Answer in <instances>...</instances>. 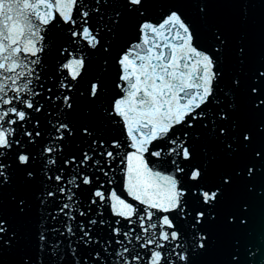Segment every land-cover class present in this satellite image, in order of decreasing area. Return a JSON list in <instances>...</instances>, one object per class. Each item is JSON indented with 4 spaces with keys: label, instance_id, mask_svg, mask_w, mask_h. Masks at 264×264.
Segmentation results:
<instances>
[{
    "label": "snow or ice",
    "instance_id": "6c2138e0",
    "mask_svg": "<svg viewBox=\"0 0 264 264\" xmlns=\"http://www.w3.org/2000/svg\"><path fill=\"white\" fill-rule=\"evenodd\" d=\"M212 5L0 0V264H200L219 254L206 226L234 185L264 174V148L253 152L259 164L208 184L214 157L201 135L229 158L252 150L238 114L241 98L264 112V64L250 83L241 72L221 84L225 62L243 69L248 52ZM248 15L242 7L240 22ZM223 220L252 236L247 203ZM206 264H264V234L255 245L233 239L226 259Z\"/></svg>",
    "mask_w": 264,
    "mask_h": 264
},
{
    "label": "water",
    "instance_id": "95a60500",
    "mask_svg": "<svg viewBox=\"0 0 264 264\" xmlns=\"http://www.w3.org/2000/svg\"><path fill=\"white\" fill-rule=\"evenodd\" d=\"M211 12L215 18L221 19L228 23L231 27L232 42L243 39L244 44L247 45L248 59L243 66V69L237 64L235 58L229 59L225 62L223 67V77L221 84H226L231 77L238 73L247 74L244 77V82L250 83L247 76L251 72L264 64V3L261 0H255V3L250 5L227 4L226 0H213ZM248 8L249 15L247 22H240L241 8ZM162 11V9H161ZM2 19V18H0ZM242 108L238 114L239 121L253 133L254 144L252 150H240L232 158L224 154L222 146L208 142L200 132L201 143L207 149L210 156L214 157L209 166L205 180L208 184H215L222 174H234V171L239 168L253 166L259 164V161L254 160L253 152L264 148V134L256 135V129L259 124L264 123V112H251L243 106L244 100H240ZM192 131H197L193 129ZM114 134V133H113ZM158 170L164 171L159 165L155 166ZM255 185L252 192L248 191L247 185ZM117 194L122 198L131 201L125 190L124 184L118 182L113 185ZM256 189H264V174H257L246 182L234 185L233 188L226 194L224 201L218 206L216 210V221L206 226L209 231L216 237L219 248V254L205 257L200 264H206L209 259L224 260L231 251V242L233 239L240 238L242 242H251L253 245L259 242L260 234H264V197L257 195ZM9 190L5 191V206L6 211H9L8 206ZM86 205V202H84ZM240 203H247L250 211L249 229L252 236L248 237L243 229L236 226H229L225 228L223 217ZM105 217L111 219L110 210H106ZM243 255V252L241 253ZM7 259H11L8 257Z\"/></svg>",
    "mask_w": 264,
    "mask_h": 264
}]
</instances>
